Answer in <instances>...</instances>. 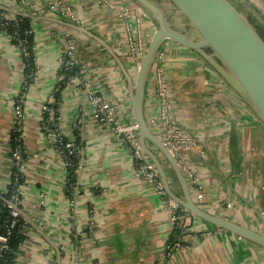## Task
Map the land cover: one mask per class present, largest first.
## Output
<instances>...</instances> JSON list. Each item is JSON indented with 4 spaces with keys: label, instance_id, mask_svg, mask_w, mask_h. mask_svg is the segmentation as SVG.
I'll list each match as a JSON object with an SVG mask.
<instances>
[{
    "label": "crops",
    "instance_id": "1",
    "mask_svg": "<svg viewBox=\"0 0 264 264\" xmlns=\"http://www.w3.org/2000/svg\"><path fill=\"white\" fill-rule=\"evenodd\" d=\"M0 0L8 16L32 17L36 73L21 95L25 65L19 51L0 33V188L9 181V139L14 103L22 98V130L26 168L21 209L26 224L16 264H264V249L194 217L185 218L178 249L168 251L173 227L167 198L134 173L128 149L95 121L86 99L91 89L115 109L121 123L134 122L128 86L107 45L130 77L135 68L123 53L121 21L99 0H62L64 14L52 10L54 0ZM173 28L187 29L185 19L167 0H157ZM264 19V0H249ZM246 6L249 7V4ZM257 12V11H256ZM73 24L93 37L69 29ZM148 40L154 23L144 17ZM76 45L83 67L81 81L62 91L57 131L74 139L81 151L73 197L65 192L64 164L41 127V112L53 102L59 58L66 36ZM165 82L175 121L198 142L201 152L188 155L196 171L206 212L264 235V126L201 56L165 41ZM156 113L154 86L148 80L144 116ZM180 195L169 165L150 147ZM194 198V195L191 194ZM195 199V198H194ZM187 234V236H184Z\"/></svg>",
    "mask_w": 264,
    "mask_h": 264
},
{
    "label": "water",
    "instance_id": "2",
    "mask_svg": "<svg viewBox=\"0 0 264 264\" xmlns=\"http://www.w3.org/2000/svg\"><path fill=\"white\" fill-rule=\"evenodd\" d=\"M129 1L155 25L146 53L133 77H130L118 56L107 45L80 27L73 24L65 26L102 43L120 68L128 86V101L137 126L138 142L154 165L166 196L192 217L264 249V235L244 225L212 215L194 201L177 161L150 129L144 116L145 91L152 66L163 43L171 41L205 59L264 126V40L249 20L228 0H167L185 19L187 29L184 31L172 27L157 0ZM248 10L264 24V19L254 9ZM19 16L32 19L27 15ZM149 143L169 165L181 191L180 195L173 192L168 173L149 148ZM262 221L264 223V219Z\"/></svg>",
    "mask_w": 264,
    "mask_h": 264
},
{
    "label": "built area",
    "instance_id": "3",
    "mask_svg": "<svg viewBox=\"0 0 264 264\" xmlns=\"http://www.w3.org/2000/svg\"><path fill=\"white\" fill-rule=\"evenodd\" d=\"M17 1L23 6L27 2L26 0ZM99 1L106 4L107 7L115 13L117 19L121 21L124 30V36L122 37L123 53L125 57L130 59L136 70L146 53L149 42L143 28V20L145 17L144 14L129 0ZM50 6L52 10L58 11L62 14L68 11V7L62 0H54L50 3ZM15 17H10L4 11L0 10V33L8 38L10 44L11 41L15 39L13 36L7 34V29L9 22L14 21ZM12 46L19 51L21 57L27 58L29 56L24 43L18 42L17 46ZM75 53V42L70 36L67 35L66 46L59 58V69L62 67H65L68 70L79 68L78 73L71 80L80 82L83 75V67L75 56ZM163 62L164 54L160 50L157 54L149 76V81H151L154 86L156 113L147 121V123L153 133L161 140L163 145L169 150V152L177 161L180 170L187 182L190 193L194 195L195 199H193L197 203V201L202 200V194L199 190L200 187L197 181L196 171L191 166L188 155L192 153H200L201 150L196 139L184 128H182L175 121L172 115L169 90L165 82L166 69L163 65ZM86 99L90 106L93 119L100 124L109 126L112 136L128 149L133 160L135 175L138 178L146 181L148 184L152 185L158 195L167 198L166 206L170 214V220L173 222V224L179 221V226L181 227V230L184 231L186 228L184 219L186 217L191 218L192 216L187 211L182 209L176 202L166 196L154 165L144 154L138 142L136 124L134 122L121 123L116 116L114 107L109 102H107L106 99L97 95L95 91L88 89L86 91ZM22 101L23 99L20 98L14 103L13 124V128L17 129L20 133L19 142L21 144L12 150L11 156L9 157L11 167H15L17 169V172L20 174V178L18 179L16 174L14 175L15 181L12 184L15 186V191L10 195L9 199H3L2 195L6 192V188H0V215L2 213V208L7 207L10 210L9 216L11 217L7 223V226L4 227V230L2 232L0 230V261L9 251V237L11 236L16 225L21 220L24 221L22 227H24V224H26L21 209V188L24 184V172L26 168V155L25 158H23L21 155L22 149H24L25 152L22 130ZM44 113L51 114L52 110L44 107L41 112V120ZM46 136L49 139L52 148L62 159L64 168L66 170L65 183H67L69 179V173L67 170L72 166L70 159L77 157L80 152L75 146L74 140L71 138H68V141L62 145L58 144L57 142L60 140L62 135L57 130L48 131ZM11 176L14 177L11 174L10 168L7 186L11 183ZM184 236H187V234ZM178 247H180V244L176 242L172 246H168L166 249L171 251L178 249Z\"/></svg>",
    "mask_w": 264,
    "mask_h": 264
},
{
    "label": "trees",
    "instance_id": "4",
    "mask_svg": "<svg viewBox=\"0 0 264 264\" xmlns=\"http://www.w3.org/2000/svg\"><path fill=\"white\" fill-rule=\"evenodd\" d=\"M242 6V10L247 13V16L250 17V23L252 26L256 29L258 33H260L264 37V24L261 23V21L256 18L249 10L248 7L245 6V4L240 5ZM15 20L12 22H9L7 34L10 36H13L15 40L11 41V44L14 46L18 45V42L24 43V45L27 48V52L29 56L27 58L22 57V60L25 65L24 70V82L22 84V92L25 93L27 86L31 82V80L34 78V75L36 73V65L34 60V39H33V33H32V26H31V18L23 17V16H16L14 18ZM79 68H73V69H66L65 67H62L58 71V77L60 78L54 88V91L52 93L53 102L50 103L49 109L52 110V113H44L41 121V127L44 129V133L47 134L48 131H54L57 129V122H58V108L61 103L62 98V91L66 87V85L70 82V80L75 77V75L78 73ZM19 136L20 133L17 129L13 128L10 134L9 139V157L11 156V152L14 148H16L19 144ZM74 137V144L78 148L79 152L81 151V142L79 135L77 131H74L73 134ZM66 141H68V138L61 136L60 140L57 142L58 144H63ZM60 145V146H61ZM21 146V145H20ZM149 148L153 147L150 143L148 144ZM21 155L23 158H25V152L24 149L21 150ZM79 156L80 153L77 155V157L71 158V164L72 166L67 170L69 173V179L68 182L65 183V192L69 199L73 197L74 188L77 182V168L79 165ZM11 174L14 176L20 178L19 172H17V169L15 167H11ZM15 176H11V183L6 186V192L2 195L3 199L7 200L9 199L10 195L15 191V186L12 184L15 181ZM9 209L7 207L2 208V213L0 215V230L1 232L4 230V227L7 226V223L11 219L9 216ZM24 221L21 220L16 225L15 229L13 230L11 236L9 237L8 245H9V251L6 253L3 257V259L0 261V264H16V258L19 255V248L21 246V243L24 240V236L22 234V226ZM179 221L177 223L173 224L169 242L170 245L177 242L179 237H181V227L179 226Z\"/></svg>",
    "mask_w": 264,
    "mask_h": 264
},
{
    "label": "rangeland",
    "instance_id": "5",
    "mask_svg": "<svg viewBox=\"0 0 264 264\" xmlns=\"http://www.w3.org/2000/svg\"><path fill=\"white\" fill-rule=\"evenodd\" d=\"M233 6H235L248 20L250 19V17L249 16H247V13H245V11H243L242 10V6H240V5H243V4H245V6H246V3H247V5L249 4V7L248 6H246V7H248L249 9L251 8V9H254V7L252 8V6H251V4H250V2H249V0H228ZM255 11H257L256 13L257 14H259L260 16H262L259 12V10H255ZM250 21V20H249ZM260 36H261V38L264 40V37L260 34V33H258ZM135 72V71H134ZM135 75V74H134Z\"/></svg>",
    "mask_w": 264,
    "mask_h": 264
}]
</instances>
